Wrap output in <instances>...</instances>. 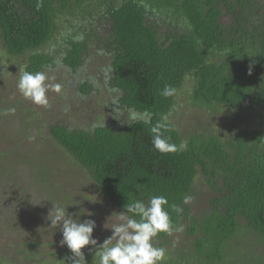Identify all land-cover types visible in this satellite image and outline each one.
Masks as SVG:
<instances>
[{"label":"trees","instance_id":"16d2710c","mask_svg":"<svg viewBox=\"0 0 264 264\" xmlns=\"http://www.w3.org/2000/svg\"><path fill=\"white\" fill-rule=\"evenodd\" d=\"M225 13L233 16L229 25L221 21ZM60 20L73 34L59 57L40 52L56 38ZM0 41L8 55L27 58L30 72L78 74L93 48L107 54L104 84L119 95L113 107L138 117L91 130L54 124L50 132L119 209L153 195L179 205L182 213L169 209L170 216L197 238L188 252L193 264H224L241 232L264 247V125L224 137L199 129L185 135L170 122L165 135L186 147L164 155L153 150L150 133L192 75L196 101L264 112V10L257 0H0ZM98 82L83 79L79 91L92 96ZM166 85L175 89L167 98L160 95ZM200 174L214 193L201 217L183 204ZM170 236L154 240L162 248ZM190 261L180 251L162 264Z\"/></svg>","mask_w":264,"mask_h":264},{"label":"rangeland","instance_id":"374dc122","mask_svg":"<svg viewBox=\"0 0 264 264\" xmlns=\"http://www.w3.org/2000/svg\"><path fill=\"white\" fill-rule=\"evenodd\" d=\"M257 1L264 10V0ZM221 21L229 25L233 16L225 13ZM70 29L60 20L56 38L39 51L59 57L56 51L73 34ZM99 52L98 47L92 49V58L78 74L62 68L45 69L55 77L54 82L62 85V91L49 92V105L42 107L25 100L16 87L19 68L25 67L27 58L8 55L0 41V264H77L79 258L60 244V229L49 227L46 217L52 203L69 205V213H78L82 208L92 213L80 219L96 221L93 237L98 245L112 234L104 225L111 227L120 222L118 214L123 211L50 132L54 124L91 130L106 124L120 127L138 117L133 111H116L113 107L119 95L104 84L109 57ZM83 79L99 80L94 95L84 96L79 91ZM195 82L193 75L187 78L175 108L167 116L180 132L191 135L199 129L226 137L243 126L264 125L263 111L196 101ZM213 194L200 174L190 195L192 213L199 217L206 213ZM242 224L246 226V220ZM240 234L226 249L229 254L224 264H264V247L256 241L259 238L250 232ZM196 239L185 226L182 232H173L168 240H162L166 252L163 263L177 257L180 251L190 261L188 252L195 250ZM153 243L159 247L156 240ZM82 251L87 264H94L96 249L89 245Z\"/></svg>","mask_w":264,"mask_h":264},{"label":"clouds","instance_id":"9594fccd","mask_svg":"<svg viewBox=\"0 0 264 264\" xmlns=\"http://www.w3.org/2000/svg\"><path fill=\"white\" fill-rule=\"evenodd\" d=\"M18 73L19 80L16 85L18 92L25 100L36 106L47 107L49 105L47 94L49 92L60 94L62 91V85L54 82L55 77L49 76L45 71L30 72L21 67ZM174 93L175 89L171 85H166L160 91V95L166 98ZM113 103L115 104V101ZM171 127L167 117L150 127L153 150L162 155L176 153L186 147L183 143L175 144L170 136L165 135ZM190 201V196L183 198V204H189ZM40 203L41 201L33 205ZM68 206L52 203L46 219L50 221L49 227L60 229L62 233L60 244L66 246L74 257L79 258L77 264H80V261L87 264L82 250L89 245L96 249L94 264H162L166 252L165 249L154 246V239L161 233L171 235L174 231H183V226L173 225L169 211L170 209L179 215L183 209L175 203L169 204L167 197L163 195H153L147 202L143 199L127 202L124 205L125 210L118 214L120 222L114 223L111 227L104 225L105 228L112 230V234L98 245L97 239L93 237L96 221L80 219L81 216H91L92 213L83 208L78 213H69Z\"/></svg>","mask_w":264,"mask_h":264}]
</instances>
